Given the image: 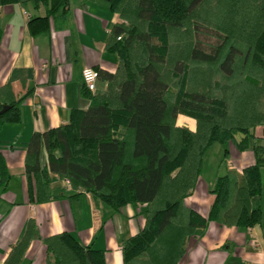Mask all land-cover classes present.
<instances>
[{
	"label": "trees",
	"instance_id": "1",
	"mask_svg": "<svg viewBox=\"0 0 264 264\" xmlns=\"http://www.w3.org/2000/svg\"><path fill=\"white\" fill-rule=\"evenodd\" d=\"M44 6L28 22L34 37L51 20H67L70 0H0ZM122 23L106 50L117 55L115 73L101 72L96 91L85 86L87 110H73L67 124L35 133L25 173L36 201L55 197L50 174L67 181L75 196L90 193L114 212L129 204L149 206L144 227L123 242L122 264H180L186 241L210 222L260 226L264 235V0H109ZM2 22L0 19V38ZM214 40V41H210ZM0 87V125L22 120V103ZM180 115L196 130L177 126ZM185 118H181V122ZM252 149L254 163L242 173L226 170L214 184V203L203 217L185 201L193 195L205 158L215 145ZM44 150L47 163L44 162ZM10 179L0 153V187ZM39 238L34 221L6 264H21ZM47 264H106L104 252L84 247L70 233L44 239Z\"/></svg>",
	"mask_w": 264,
	"mask_h": 264
},
{
	"label": "crops",
	"instance_id": "2",
	"mask_svg": "<svg viewBox=\"0 0 264 264\" xmlns=\"http://www.w3.org/2000/svg\"><path fill=\"white\" fill-rule=\"evenodd\" d=\"M45 15L46 8L33 3L0 8V87L9 84L15 100L32 92L22 103L21 122L0 125V153L10 175L6 188L0 187V264H6L23 239L29 221L36 223L39 238L30 243L21 264H47L44 239L64 232L73 234L84 247L104 252L106 264H122L123 242L144 227L148 205L129 204L114 212L90 193L75 196L70 184L55 174H50L55 198L37 202L35 183L25 173L32 136L67 124L73 110L89 108L90 100L82 93L83 70L116 72L118 57L106 50V44L122 20L111 10L109 0H70L67 20H51L49 33L32 36L29 20ZM180 118L184 117H178L177 126L196 130L194 119L182 125ZM256 136L264 138L262 128ZM227 149L228 159L218 164L214 175L200 177L195 192L185 201L205 218L215 200L211 190L217 178L229 169L242 173L255 161L251 148L240 152L229 144ZM43 155L47 163L45 150ZM185 249L180 264H264L260 226L210 222L201 234L186 241Z\"/></svg>",
	"mask_w": 264,
	"mask_h": 264
},
{
	"label": "rangeland",
	"instance_id": "3",
	"mask_svg": "<svg viewBox=\"0 0 264 264\" xmlns=\"http://www.w3.org/2000/svg\"><path fill=\"white\" fill-rule=\"evenodd\" d=\"M210 41L212 42L214 40H210ZM181 116L185 118L182 122L180 121L181 118L179 119V123H181L182 125H185V124L189 125V123L192 122L191 118L184 116V115H181ZM193 123H195V121ZM258 133L262 134V130H259ZM222 149H223L222 145L215 144L212 150L208 153L206 157L207 161H205L204 170L201 176L203 177V179H205L208 174L214 175V173L217 171L218 164L224 159L225 150L223 149V152H222Z\"/></svg>",
	"mask_w": 264,
	"mask_h": 264
},
{
	"label": "built area",
	"instance_id": "4",
	"mask_svg": "<svg viewBox=\"0 0 264 264\" xmlns=\"http://www.w3.org/2000/svg\"><path fill=\"white\" fill-rule=\"evenodd\" d=\"M100 78V72L95 69L87 68L82 72L83 85L92 93L96 91L97 82Z\"/></svg>",
	"mask_w": 264,
	"mask_h": 264
},
{
	"label": "water",
	"instance_id": "5",
	"mask_svg": "<svg viewBox=\"0 0 264 264\" xmlns=\"http://www.w3.org/2000/svg\"><path fill=\"white\" fill-rule=\"evenodd\" d=\"M9 109L8 106L3 107V109L0 111V116L4 114Z\"/></svg>",
	"mask_w": 264,
	"mask_h": 264
}]
</instances>
